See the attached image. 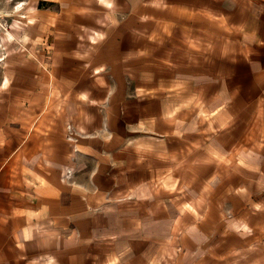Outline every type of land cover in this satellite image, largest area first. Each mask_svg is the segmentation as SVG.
<instances>
[{
    "label": "crops",
    "instance_id": "crops-1",
    "mask_svg": "<svg viewBox=\"0 0 264 264\" xmlns=\"http://www.w3.org/2000/svg\"><path fill=\"white\" fill-rule=\"evenodd\" d=\"M49 2L0 88V264H190L177 222L264 157V0Z\"/></svg>",
    "mask_w": 264,
    "mask_h": 264
},
{
    "label": "rangeland",
    "instance_id": "rangeland-1",
    "mask_svg": "<svg viewBox=\"0 0 264 264\" xmlns=\"http://www.w3.org/2000/svg\"><path fill=\"white\" fill-rule=\"evenodd\" d=\"M51 7L53 4L49 0H0V88L9 80L4 77L8 68L17 63V56L28 53L30 41L41 32V19L36 12ZM263 114L257 113L258 118ZM258 127L263 133L264 125ZM249 159L240 158L234 176L225 173L217 182L218 175H210V188L200 190L202 196L209 198L208 207L201 212L202 220L177 222V231L191 227L193 230L192 252L185 258L178 257V261L264 264V157L257 162ZM199 212L192 211L194 215ZM197 243L201 247L198 248Z\"/></svg>",
    "mask_w": 264,
    "mask_h": 264
},
{
    "label": "bare ground",
    "instance_id": "bare-ground-1",
    "mask_svg": "<svg viewBox=\"0 0 264 264\" xmlns=\"http://www.w3.org/2000/svg\"><path fill=\"white\" fill-rule=\"evenodd\" d=\"M21 9V6L16 10V11H19ZM8 34H11L10 32H8ZM3 38V37H2ZM4 39V38H3Z\"/></svg>",
    "mask_w": 264,
    "mask_h": 264
}]
</instances>
